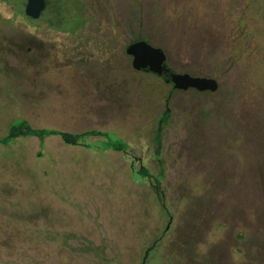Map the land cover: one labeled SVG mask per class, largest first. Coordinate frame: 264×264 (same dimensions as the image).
I'll use <instances>...</instances> for the list:
<instances>
[{"label": "rangeland", "instance_id": "obj_1", "mask_svg": "<svg viewBox=\"0 0 264 264\" xmlns=\"http://www.w3.org/2000/svg\"><path fill=\"white\" fill-rule=\"evenodd\" d=\"M26 3L0 0V264H264V0ZM138 40L217 90L133 69Z\"/></svg>", "mask_w": 264, "mask_h": 264}, {"label": "water", "instance_id": "obj_2", "mask_svg": "<svg viewBox=\"0 0 264 264\" xmlns=\"http://www.w3.org/2000/svg\"><path fill=\"white\" fill-rule=\"evenodd\" d=\"M44 7L45 0H27L24 11L32 18H38ZM125 51L132 57L131 65L133 69L164 77L166 82L173 84L174 89L214 92L218 88V83L214 78L172 71L166 65L165 52L160 47L153 46L145 40L132 42L126 47Z\"/></svg>", "mask_w": 264, "mask_h": 264}, {"label": "trees", "instance_id": "obj_3", "mask_svg": "<svg viewBox=\"0 0 264 264\" xmlns=\"http://www.w3.org/2000/svg\"><path fill=\"white\" fill-rule=\"evenodd\" d=\"M19 129V128H18ZM22 131V129L17 130L18 133H20ZM49 131H47L48 133ZM16 133V132H15ZM22 133V132H21ZM27 133L30 135H39V136H43L45 134V131H32V130H27ZM46 133V134H47ZM48 134H60L63 139H65L66 141H70L73 142L75 138H77L78 136H72L68 133L65 132H58V131H53L51 133ZM80 136V135H79ZM111 146H113L114 148H118L119 147V143L118 142H111Z\"/></svg>", "mask_w": 264, "mask_h": 264}]
</instances>
